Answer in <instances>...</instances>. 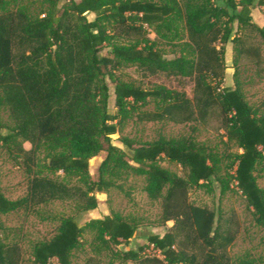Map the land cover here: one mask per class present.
<instances>
[{"label": "trees", "instance_id": "obj_1", "mask_svg": "<svg viewBox=\"0 0 264 264\" xmlns=\"http://www.w3.org/2000/svg\"><path fill=\"white\" fill-rule=\"evenodd\" d=\"M5 5L0 0V108H7L13 126L3 134L0 124V141L30 179L18 200L0 190V216L68 201L85 215L97 209L96 194L115 187L114 178L134 175L144 179L148 198L160 201L162 223H173L163 235L150 234L132 249L138 227L118 213L85 223L78 216L64 217L55 235L34 244L31 264H72L87 231L93 233L94 253L111 251L120 263L245 264L230 254L237 238L234 221L223 222L215 211L190 202L191 188L218 180L216 153L193 135L148 143L123 137L125 149L113 145L112 137L132 118L207 124L218 113L226 138L241 150L230 160L221 192L234 184L256 225L264 229V189L255 176L264 163V115L240 88L223 86L228 43L243 55L260 57L259 49L246 44L250 34L264 43V28L253 23L251 15L264 0H45L37 16L25 7L7 10ZM179 24L185 31L182 53L168 59L158 40L178 38ZM119 38L126 41L117 42ZM105 48L109 56L101 54ZM127 66L144 77L191 79L193 98L162 85L148 89L124 82L117 72ZM107 80L115 86L114 114L109 112ZM150 101L156 110H145ZM43 149L48 150L46 168L51 174L75 176L80 183L39 174ZM101 153L106 157L93 180L90 161ZM161 162L179 166L185 176ZM113 247L124 250L114 252ZM150 247L158 254H147ZM22 263L20 245L0 239V264ZM86 264L101 263L89 257Z\"/></svg>", "mask_w": 264, "mask_h": 264}, {"label": "rangeland", "instance_id": "obj_2", "mask_svg": "<svg viewBox=\"0 0 264 264\" xmlns=\"http://www.w3.org/2000/svg\"><path fill=\"white\" fill-rule=\"evenodd\" d=\"M45 0H5V9L14 10L19 7L27 8L33 16H37ZM2 10H0L1 12ZM253 23L264 28V6L256 7L251 12ZM89 20L95 16L87 15ZM179 36L175 39L159 38V47L164 51L168 59L178 57L182 53V45L185 43V31L183 25H178ZM149 37L156 40L153 32ZM246 47L259 49L260 57L256 59L243 55L232 43L225 46L226 71L224 87H238L244 94L248 103L264 115V43L257 35L250 34ZM117 42H125L122 38ZM103 56H109V48H105ZM120 80L142 86L153 88L164 86L169 90L186 93L193 98V81L191 79L176 78L160 74L154 77H144L134 67L127 66L117 72ZM110 100L109 112L114 114L115 96L114 84L109 80ZM147 111L156 110L155 102L145 108ZM0 124L3 126L2 133L13 126L10 113L7 108H0ZM196 132H192V128ZM193 135L199 144L205 145L216 153L220 159V171L218 180L203 184L199 188H191L189 191L190 202L199 207H206L218 214L221 221L233 220L237 238L230 249L232 259L236 263L264 264V229L257 226L252 212L248 209L245 198L236 192L234 184L230 190L222 191V181H226V171L232 156L240 154L241 150L234 142L228 141L221 126V118L217 113L210 118L207 124L198 122L189 124H174L172 122L142 123L132 118L127 120L121 127L120 133L112 137L113 145L125 149L120 139L127 137L137 143H148L164 137L167 139H178ZM30 149L29 144H25ZM48 150L43 149L38 156L37 172L39 174L65 180L71 184L80 183L77 177H67L62 173L51 174L47 168ZM106 153H101L90 161V174L93 180L98 178V169L105 159ZM161 166L179 176H185L182 168L169 162H161ZM255 176L259 187L264 189V163L258 167ZM29 176L20 163L14 159L13 154L0 141V190L10 200H18L27 192ZM222 179V180H220ZM115 187L108 193H98L99 201L97 209L82 215L78 212V206L73 201L53 202L38 207L33 212L18 211L5 216H0V239L4 243L18 244L23 251V263L31 264L32 250L35 243L48 240L56 234L61 219L68 216H78L81 223L90 219L103 218L114 213L122 215L126 220L133 222L138 227L136 239L130 248L136 249L146 242L150 234L163 235L173 223L164 225L161 220V203L152 201L144 192V179L134 175H122L114 178ZM93 233L87 231L83 237L81 246L74 251L72 264H86L89 257L97 258L101 264H132L120 263L113 258L111 251H102L99 254L93 252ZM124 250V247H113L112 251ZM50 264H58L52 260Z\"/></svg>", "mask_w": 264, "mask_h": 264}, {"label": "built area", "instance_id": "obj_3", "mask_svg": "<svg viewBox=\"0 0 264 264\" xmlns=\"http://www.w3.org/2000/svg\"><path fill=\"white\" fill-rule=\"evenodd\" d=\"M147 254H150V255H155V254H158L157 253V251H155L154 249H153V247H150V249L147 251Z\"/></svg>", "mask_w": 264, "mask_h": 264}]
</instances>
